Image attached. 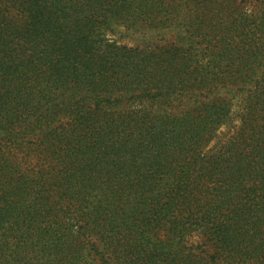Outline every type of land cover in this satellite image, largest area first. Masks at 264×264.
<instances>
[{"label": "trees", "instance_id": "1", "mask_svg": "<svg viewBox=\"0 0 264 264\" xmlns=\"http://www.w3.org/2000/svg\"><path fill=\"white\" fill-rule=\"evenodd\" d=\"M0 264H264V0H0Z\"/></svg>", "mask_w": 264, "mask_h": 264}, {"label": "rangeland", "instance_id": "2", "mask_svg": "<svg viewBox=\"0 0 264 264\" xmlns=\"http://www.w3.org/2000/svg\"><path fill=\"white\" fill-rule=\"evenodd\" d=\"M240 2L237 1V3L230 4V10L234 9L235 11L233 14H247L248 16H258L263 11L261 6L257 4L256 2H248L244 4H239ZM239 8V9H238ZM252 25H249V28L251 29ZM249 31V30H248ZM177 35L176 31L171 32H151L147 34H140V35H133V36H125L123 33V30L120 29L115 34H109L108 38L114 42H116L119 45H126L128 47L131 46H156V45H163L169 42H173L176 39L174 38Z\"/></svg>", "mask_w": 264, "mask_h": 264}]
</instances>
